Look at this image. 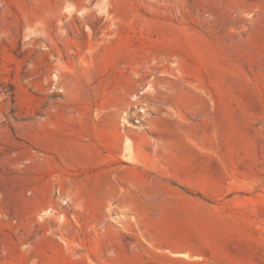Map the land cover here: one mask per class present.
<instances>
[{
  "label": "rangeland",
  "instance_id": "obj_1",
  "mask_svg": "<svg viewBox=\"0 0 264 264\" xmlns=\"http://www.w3.org/2000/svg\"><path fill=\"white\" fill-rule=\"evenodd\" d=\"M0 264H264V0H0Z\"/></svg>",
  "mask_w": 264,
  "mask_h": 264
}]
</instances>
